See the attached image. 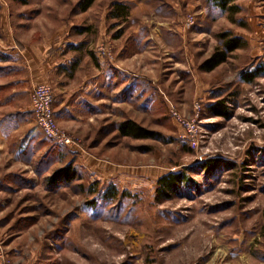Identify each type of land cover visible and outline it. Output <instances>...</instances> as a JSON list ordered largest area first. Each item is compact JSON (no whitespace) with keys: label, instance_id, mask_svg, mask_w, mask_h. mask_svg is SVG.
I'll use <instances>...</instances> for the list:
<instances>
[{"label":"rangeland","instance_id":"obj_1","mask_svg":"<svg viewBox=\"0 0 264 264\" xmlns=\"http://www.w3.org/2000/svg\"><path fill=\"white\" fill-rule=\"evenodd\" d=\"M79 1L0 0V45L20 50L0 62V256L10 264H264V0L236 2L245 26L211 0H97L85 13ZM114 1L131 4L121 26L108 19ZM225 32L247 47L201 70ZM122 51L127 70L149 80L146 95L101 94L72 118L56 115L72 145L47 139L32 113L34 86L52 88L55 111L63 99L73 110L96 62L112 68ZM80 58L70 77L66 68ZM172 110L195 121V139ZM127 120L158 136H123ZM69 164L80 178L50 183ZM171 173L188 180L166 199L159 180ZM109 184L125 196L105 199Z\"/></svg>","mask_w":264,"mask_h":264},{"label":"trees","instance_id":"obj_2","mask_svg":"<svg viewBox=\"0 0 264 264\" xmlns=\"http://www.w3.org/2000/svg\"><path fill=\"white\" fill-rule=\"evenodd\" d=\"M23 6L29 5L31 0H14ZM97 0H80L76 5V10L78 13L87 12ZM142 1V0H138ZM238 0H211L215 8L224 14H227L228 19L234 24H245L238 20L236 16L242 12V7L237 4ZM131 14V4L123 1H114L109 7L108 19L109 21H114L113 26H121L128 22ZM89 29L83 30L84 32ZM82 31V32H83ZM123 32L120 31L115 39L121 38ZM218 39L221 42V46L217 47L212 56L207 59L202 65L201 70L205 72H212L218 67L226 63L232 53L239 49H244L247 47L248 42L243 37L234 36L231 32H225L218 35ZM71 47V45H69ZM73 51H80V47H71ZM81 58L74 61L70 68L66 70L70 73V77L74 76L76 68L81 63ZM9 61V57L0 53V62ZM256 74L245 75L246 80L252 81L256 77ZM225 105L219 103L214 106L215 110H219V114L226 115ZM119 132L126 137L134 139H154L158 135L144 129L132 120H127L120 125H118ZM216 166L214 163L209 164L207 168ZM80 178L79 173L72 164H69L65 168H62L54 173V175L49 179L50 183L56 184L58 182L72 183ZM187 179L184 174L181 173H171L159 180L158 195L163 198H170L172 193L177 191V186L183 184ZM125 192H120V190L113 184H109L105 190L103 197L110 201H116L119 196H125Z\"/></svg>","mask_w":264,"mask_h":264},{"label":"crops","instance_id":"obj_3","mask_svg":"<svg viewBox=\"0 0 264 264\" xmlns=\"http://www.w3.org/2000/svg\"><path fill=\"white\" fill-rule=\"evenodd\" d=\"M19 51H20L19 48L17 46H14L13 44L0 45V53L9 57V61L7 62H11L10 59L14 58L16 54L19 53ZM25 54L26 53L21 52V55H23L24 57H26ZM121 55H122L121 61H119L117 64L116 63H114V65L112 64L111 65L112 68H110L109 65H104V63L97 61L96 63L101 64V66L98 65L97 69H95L96 71L92 73L91 84H88L86 87L85 86L81 87L82 89L81 91H79L80 95L76 94V99L74 101L75 106L73 108L74 111L71 109V107H66L67 101L63 99V101H61L59 105V108L55 111L56 115L62 118L64 117L72 118L71 114L74 115V112L75 113L80 112L81 109L82 110L84 109L83 104L90 102V104L94 105L102 101L104 98L103 97L99 98L101 94L113 96L114 94H119L120 92L131 89L134 92L135 96H139L143 94L146 95L145 91H143L144 90L143 86L150 85L148 82L149 80L140 74L130 73L127 70L129 67L128 66H127L128 68L126 67V62L130 58L126 56L125 52L121 53ZM82 62L76 68L74 74L77 73ZM116 72L123 74V78L125 79L123 83L117 84L118 79L116 78ZM39 85H47V84L37 83L34 86V88Z\"/></svg>","mask_w":264,"mask_h":264},{"label":"built area","instance_id":"obj_4","mask_svg":"<svg viewBox=\"0 0 264 264\" xmlns=\"http://www.w3.org/2000/svg\"><path fill=\"white\" fill-rule=\"evenodd\" d=\"M186 25L193 27L196 25V19L190 16ZM54 94L49 85H39L33 92L32 113L38 127L42 130L45 137L51 141L70 146L73 144V138L65 134L57 123L54 110ZM173 116L185 128L188 138L195 139L198 132V126L195 121H188L182 118L176 111L172 110ZM194 141V140H193ZM0 264H10L4 256H0Z\"/></svg>","mask_w":264,"mask_h":264}]
</instances>
